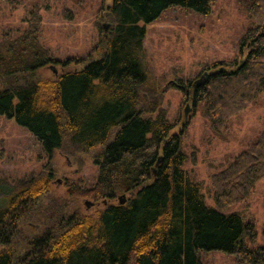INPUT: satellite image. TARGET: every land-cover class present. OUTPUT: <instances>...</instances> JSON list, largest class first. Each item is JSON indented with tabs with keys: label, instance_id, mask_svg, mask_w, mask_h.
Here are the masks:
<instances>
[{
	"label": "trees",
	"instance_id": "obj_1",
	"mask_svg": "<svg viewBox=\"0 0 264 264\" xmlns=\"http://www.w3.org/2000/svg\"><path fill=\"white\" fill-rule=\"evenodd\" d=\"M212 2L113 0L101 57L56 76L40 72L70 62L54 58L42 42L41 7L0 39V115L38 139L50 169L55 150L94 153L98 167L93 185L67 183L69 195L91 199L92 212L54 196L50 169L15 182L0 179V264H204L201 252L213 250L233 253L237 264H264V246H248L257 237L255 224L223 212L248 200L264 178V126L211 175L212 208L202 184L184 168L185 129L173 132L166 110L156 99L146 106L141 96L147 81L145 24L173 6L206 15ZM247 11L253 24L234 59L204 66L199 86L173 82L186 97L193 89L194 107L203 103L218 134L264 93V0H250ZM123 194L127 200L120 204Z\"/></svg>",
	"mask_w": 264,
	"mask_h": 264
},
{
	"label": "rangeland",
	"instance_id": "obj_2",
	"mask_svg": "<svg viewBox=\"0 0 264 264\" xmlns=\"http://www.w3.org/2000/svg\"><path fill=\"white\" fill-rule=\"evenodd\" d=\"M112 1L0 0V39L12 34L13 29L24 26L29 12L41 7L42 42L54 58L69 60L70 64L52 63L40 74L48 77L64 70L80 69L88 61L100 58L104 52V37L111 28L105 13ZM249 1L213 0L211 12L206 15L173 6L163 11L158 19L145 24L147 81L141 96L146 106L151 100L158 101L159 107L164 108L175 123L173 132L185 129L181 145L187 155L184 168L194 181L202 184L205 201L212 208L217 206L210 189L211 175L226 167L261 132L264 126V93L244 111L233 116L228 128L218 134L210 128L203 113V103L194 107L193 89L186 97L173 82L183 79L196 85L205 73L204 66L232 60L238 55V42L253 24L247 11ZM247 53L248 49H244L242 56L246 57ZM214 69L216 67L209 71ZM92 154L80 151L71 155L55 150L51 159L52 170L38 139L18 125L15 119L0 115V179L15 182L50 169L55 173L51 187L54 196L60 197L72 209L92 212L96 206L89 197L67 193L68 182L82 186H91L95 182L98 167ZM86 201L93 204L88 208ZM223 212L238 213L244 221L253 222L257 237L248 239V246H264V178L255 184L248 200ZM201 257L204 264H237L235 255L224 250L202 251Z\"/></svg>",
	"mask_w": 264,
	"mask_h": 264
},
{
	"label": "water",
	"instance_id": "obj_3",
	"mask_svg": "<svg viewBox=\"0 0 264 264\" xmlns=\"http://www.w3.org/2000/svg\"><path fill=\"white\" fill-rule=\"evenodd\" d=\"M206 75H207V72H205L204 75L202 76V78L196 82V86H199L205 82ZM187 107H188V105H187ZM185 113L186 114L188 113V108H186ZM160 159H161V157H160ZM126 200H127L126 194L119 196V203L120 204L125 203ZM86 204H87V207L89 208L93 203L91 201H86Z\"/></svg>",
	"mask_w": 264,
	"mask_h": 264
}]
</instances>
